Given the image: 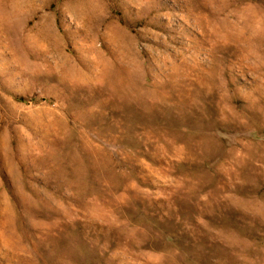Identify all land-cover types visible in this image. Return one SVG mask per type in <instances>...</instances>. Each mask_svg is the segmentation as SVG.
Segmentation results:
<instances>
[{
    "label": "rangeland",
    "instance_id": "rangeland-1",
    "mask_svg": "<svg viewBox=\"0 0 264 264\" xmlns=\"http://www.w3.org/2000/svg\"><path fill=\"white\" fill-rule=\"evenodd\" d=\"M0 264H264V0H0Z\"/></svg>",
    "mask_w": 264,
    "mask_h": 264
}]
</instances>
